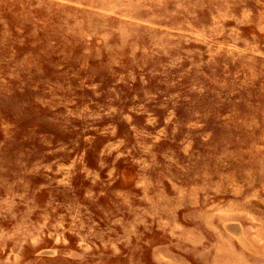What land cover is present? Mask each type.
<instances>
[{"label": "rangeland", "instance_id": "374dc122", "mask_svg": "<svg viewBox=\"0 0 264 264\" xmlns=\"http://www.w3.org/2000/svg\"><path fill=\"white\" fill-rule=\"evenodd\" d=\"M0 264H264V0H0Z\"/></svg>", "mask_w": 264, "mask_h": 264}]
</instances>
